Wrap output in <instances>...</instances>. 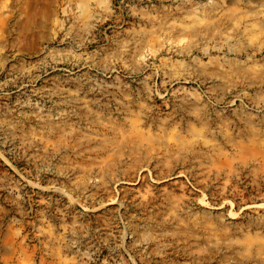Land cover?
I'll list each match as a JSON object with an SVG mask.
<instances>
[{"label":"rangeland","instance_id":"rangeland-1","mask_svg":"<svg viewBox=\"0 0 264 264\" xmlns=\"http://www.w3.org/2000/svg\"><path fill=\"white\" fill-rule=\"evenodd\" d=\"M0 264H264V0H0Z\"/></svg>","mask_w":264,"mask_h":264}]
</instances>
